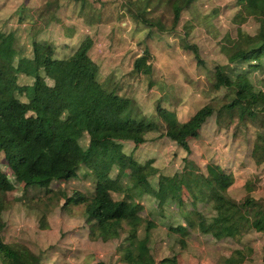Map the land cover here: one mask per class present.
I'll return each instance as SVG.
<instances>
[{
    "label": "rangeland",
    "instance_id": "374dc122",
    "mask_svg": "<svg viewBox=\"0 0 264 264\" xmlns=\"http://www.w3.org/2000/svg\"><path fill=\"white\" fill-rule=\"evenodd\" d=\"M88 1L100 13V20H89L90 25L83 24L85 19L77 15L79 4L60 0V8L56 11L59 23L57 20L50 22L36 33V37L47 39L46 46L57 47L58 54L64 51L59 38H64L62 31L70 25H79L76 28L78 33L95 37L90 56L98 63L105 89H115L118 94L131 98L129 115L136 120L156 124L161 132L166 121L159 114L158 105L172 113L168 120L176 121H186L203 105L213 108L212 116L203 124L198 136L188 140L189 152L156 130L146 132L147 140L141 145L130 141H110V145L133 159V164H126L124 169L114 165L108 179L113 183L120 181L124 189L127 186L125 193L147 208L139 210L142 217L156 223L151 229L149 243L156 264H181L183 262L176 261L179 255L184 260L194 258L195 264H225L233 250L243 255L240 264H264V232L249 231L235 238H217L216 233H204L197 227L184 233L174 232L169 230L170 225L175 227L185 223L175 203L164 208L162 202H158L159 206L151 198L159 175L172 176L178 171L185 173L191 181L205 182L207 165L220 163V167L233 177L227 191L232 201L239 203L250 196L253 210L264 209V163L257 164L251 157V140L255 137L252 133L264 135V114L252 111L251 121H240L239 113L244 103L235 99L232 88L216 90L211 84L215 67L220 66L230 78L239 71L246 72L254 89L264 91L262 54L256 52L235 65L227 60L224 51V47L234 39L239 45L252 48L249 37L264 32V0L259 1L261 13L257 18L248 16L241 22L235 18L238 0H197L193 8H184L181 0L180 18L174 27L173 0H150L146 17L159 19L164 29H150L148 33L144 25L138 23L127 0ZM44 2L0 0V31H13L24 24L23 45L27 55H31L35 44L33 39H28L33 33L32 24L28 17L22 16L37 14ZM73 42L67 44L66 51L70 46L73 48ZM193 45L198 49L201 62H197L193 55ZM145 47L154 59L152 85L147 77L131 68L132 61ZM100 58L104 60L101 63ZM20 80L24 78L20 77ZM232 102L233 106H230ZM78 124L83 129L84 119H79ZM80 142L82 146L87 144L85 138ZM2 159V169L12 179L9 167ZM186 167L191 169L186 170ZM78 178L57 184L58 193L45 212L43 202L36 201L35 191L18 185L0 203V219L4 223L0 227V239L27 246L39 256L38 264H97L99 261L124 264L118 260L117 247L123 244L125 234L107 242L90 239L93 222L87 220L82 204H77L71 193L80 188L81 193L91 195L94 180L85 168L78 171ZM203 190L197 201L190 191L184 193L185 206L179 209L182 212L189 210L190 220L191 210L198 211L194 222L206 221L210 216L211 204L205 196L208 192ZM113 196L121 198L115 193Z\"/></svg>",
    "mask_w": 264,
    "mask_h": 264
},
{
    "label": "trees",
    "instance_id": "16d2710c",
    "mask_svg": "<svg viewBox=\"0 0 264 264\" xmlns=\"http://www.w3.org/2000/svg\"><path fill=\"white\" fill-rule=\"evenodd\" d=\"M59 1L46 0L37 14L22 16L31 22L33 38L49 22L57 20ZM73 1L79 3L80 17L86 21L100 20V13L88 0ZM179 1L172 2V27L180 18L182 7ZM196 1L183 0L184 8H193ZM259 1L238 0L237 21L241 22L248 16L257 18L261 13ZM126 2L147 33L150 29H164L159 19L146 17L150 0ZM229 42L224 51L232 64L238 65L256 52L264 57V32L249 37L250 49L239 45L235 39ZM33 43L34 56L28 58L20 55L14 31L0 32V203L21 185L35 191L36 201L43 202L45 212L58 193L57 184L78 180V171L85 168L94 180L93 193L86 195L78 188L71 194L77 204H82L87 220L93 222L90 239L107 242L125 234L123 244L117 247L119 262L155 264L149 243L151 229L156 223L142 217L141 207L132 205L131 197L124 195L121 199H114L111 194V191L118 193L123 187L121 183L113 184L108 179L112 167L118 165L124 169L126 164H133V159L110 145V141L128 140L139 145L146 142V132L156 130L189 152L188 140L198 136L213 108L203 105L189 119L179 122L168 120L172 113L158 105V112L166 121L161 132L156 124L136 120L129 115L131 98L118 94L115 89L103 88L98 65L88 55L93 43L90 36L84 37L63 58L42 59L37 55L38 50L47 43L37 39ZM192 52L197 62H201L195 45ZM153 60L148 47H145L132 63V70L147 77L150 85ZM211 84L216 90L232 88L235 99L244 103L239 113L240 121H251L252 111L264 114V91L254 89L246 72L239 71L230 78L222 67L217 66ZM81 118L84 119V130L78 124ZM246 134L248 140V131ZM252 134L255 137L251 140V157L257 164L264 163V135ZM82 138L87 140L85 146L80 142ZM1 158L9 167L12 179L2 169ZM206 169L203 188H212L205 195L207 200H211V212L206 221H196L200 230L206 233L216 230L218 234L231 238L249 231L264 232V209L253 210L250 196L239 203L227 198V189L233 182L231 173L213 163ZM183 176L178 171L172 176L159 175L154 191H151L152 196L162 203L169 202L168 205L175 203L179 209L185 206ZM203 191H197V194ZM188 211H179V214L190 219ZM191 212L195 221L198 213L194 209ZM3 226L0 219V227ZM39 259L27 246L0 239L1 264H38ZM242 259L243 256L235 251L224 262L240 264ZM262 260L264 262V247ZM97 264L106 263L99 261Z\"/></svg>",
    "mask_w": 264,
    "mask_h": 264
},
{
    "label": "crops",
    "instance_id": "0c3cea01",
    "mask_svg": "<svg viewBox=\"0 0 264 264\" xmlns=\"http://www.w3.org/2000/svg\"><path fill=\"white\" fill-rule=\"evenodd\" d=\"M46 1V0H45ZM69 1H71V2H73L74 4L75 3H77V4H79L78 2H76V1H73V0H69ZM60 1H59V8H60ZM58 8V9H59ZM57 9V10H58ZM56 10V11H57ZM77 15H79V14H77ZM56 16H57V14H56ZM80 19H82V17L80 18ZM82 20H84V19H82ZM52 22V21H51ZM50 23V22H49ZM57 23H59V21H58V16H57ZM76 24V23H75ZM83 24H87V25H90L91 24V22H89V21H86V20H84L83 21ZM78 25V24H77ZM20 26H22L21 28L20 27H17V28H15V29H13V31H14V36H15V38H16V40L18 41V44H19V52H20V55H22V56H26V57H28V58H31V57H33L34 56V51L32 50V52H31V55H27V54H25L24 53V49H25V47H24V45H23V43H24V35L22 34V31L24 30V29H22V28H25L24 26V24L23 25H20ZM79 26V25H78ZM77 26V27H78ZM77 27H75V26H71L70 25V27H68L67 29H65L64 31H62V37H64L63 39H61V37L59 38L62 42H63V44H64V46H63V50L64 51H62V54H58V48L57 47H47L46 45L48 44V41H47V39H39V38H37L36 36H37V34L34 36V38L32 37V34H30L29 36H28V39L29 40H31V39H33V41L35 40V39H37V40H41V41H45V43H47L46 45H44L42 48H44V51H40L41 49H39L38 51H39V54H37L39 57H41L42 59H45V58H47V59H49V58H63L65 55H67V54H69L70 52H72L73 51V49L75 48V47H77L78 46V44L81 42V40L84 38V37H86V36H90L91 38H92V40H93V43H92V45H91V47H90V49H89V51H88V55L90 56V51H91V49H92V47H93V45L95 44V42H96V38L95 37H92L91 35H89V34H80V33H78V31L76 30V28ZM78 29V28H77ZM9 31H12V30H8V31H6V32H9ZM0 32H3V31H0ZM6 32H4V33H6ZM79 34H80V36H79ZM74 37H76L75 39H74ZM73 40H74V42H73ZM71 42H73L74 43V45H73V48L71 49V46H70V49L69 50H67L66 51V46H68L67 44L68 43H71ZM50 48V50H48ZM43 54H45V55H43ZM90 58L96 63V60H94L91 56H90ZM101 59V58H100ZM102 61H104L103 59H101V61H99V63H101ZM132 63H133V61H132ZM97 65H98V63H96ZM98 68H99V66H98ZM131 68H132V64H131ZM99 72H100V70H99ZM100 79H101V77H100ZM101 81V83H102V86H103V81L102 80H100ZM103 88H105L104 86H103ZM111 90H113V89H111ZM212 116V115H211ZM210 116V117H211ZM208 120V119H207ZM206 120V121H207ZM179 122H184V121H179ZM202 126H203V124H202ZM202 126H201V128H202ZM200 128V129H201ZM146 137V136H145ZM166 137V136H165ZM168 138V137H167ZM146 140H147V138H146ZM171 140V139H170ZM113 141H116V140H113ZM125 141H128V140H125ZM172 141V140H171ZM120 142H122V141H120ZM130 142H133V141H130ZM174 142V141H173ZM135 143V142H134ZM178 147H180L181 148V146H179L176 142H174ZM136 144V143H135ZM137 145V144H136ZM139 145H141V144H139ZM190 149V151H191V148H189ZM218 164V163H217ZM219 165H220V163H219ZM122 168V167H121ZM123 169V168H122ZM188 169H191V168H187L186 167V170H188ZM124 174V173H123ZM118 182H120V181H118ZM118 182H112L113 184H116V183H118ZM121 183V182H120ZM233 183V182H232ZM121 185H122V183H121ZM204 184H203V182L200 180V181H191L190 179H188L187 178V176L185 175V173H184V176H183V183H182V197H183V195H184V193L185 194H188V192L190 191V193L192 194V195H194L195 197H196V201L198 200V198H201V194H197V191L199 192L200 190H202V189H204L203 186ZM134 186V185H133ZM229 187H231V185L229 186ZM228 187V189H230ZM125 189L127 190V186H125ZM125 189L122 187V190L121 191H119L118 193H116L115 191H111V194H112V196H113V193H115V194H117V195H120L121 196V198H123L124 197V195L125 196H128L126 193H125ZM228 189H227V191H228ZM194 190H196V193L194 194V193H192ZM206 191H207V189H205ZM208 192V191H207ZM129 194V193H128ZM113 198H114V196H113ZM120 198V199H121ZM152 199H153V202H156V204L157 205H159V201L156 199V198H154L153 196L151 197ZM227 198H229L230 200H232V198H230L229 196H228V194H227ZM74 199V198H73ZM115 199V198H114ZM183 201H185L184 200V198H183ZM209 201V200H208ZM211 201V200H210ZM132 205H137V206H140L141 207V209H144V210H146L147 208L146 207H143L144 205H142V204H140V203H138L135 199H134V197L132 198ZM159 202V203H158ZM168 203L169 202H167V203H162V206L165 208V207H169L170 205H168ZM193 204V203H192ZM210 204H211V202H210ZM160 206V205H159ZM170 207H172V206H170ZM192 207H194V204H193V206ZM161 211L163 210V209H160ZM176 210H178V211H180L179 210V207L178 206H176ZM163 212V211H162ZM161 213V212H160ZM196 213H198L199 214V212L198 211H196ZM179 214V213H178ZM162 214H160V216H161ZM180 215V214H179ZM203 215V214H202ZM210 215V214H209ZM198 215H196V217H197ZM181 219H184V222L185 223H181V224H179V225H177V226H175V227H173L174 225H170L169 226V230H172V231H174V232H181V233H184V232H187L188 230H189V228H192V227H194V228H200L201 229V227H198V225H197V222H194L193 220H188V219H186V218H184V216H183V218H181ZM192 221L194 222V224H192ZM181 222H182V220H181ZM189 226V227H188ZM183 227H185V228H183ZM188 227V228H187ZM212 232H214V233H216V236H217V238H231V237H224V236H222V235H220V234H218V232L216 231V230H213ZM204 233H206V232H204ZM211 233V232H210ZM188 237V236H187ZM124 238V237H123ZM181 239H183V238H181ZM181 239H180V242H182L181 241ZM102 242V241H101ZM181 251H183V249H181ZM235 251H237V250H233V251H231V252H235ZM238 253H239V251H237ZM182 255V254H181ZM242 255V254H241ZM243 256V255H242ZM183 257V256H182ZM180 255H179V258L176 260V261H181V262H185V263H190V264H195V261H194V258H188V259H186V260H184L183 258H182ZM161 260V259H160ZM159 260V261H160ZM263 261V260H262ZM157 262H156V260H155V264H156ZM183 263H181V264H183Z\"/></svg>",
    "mask_w": 264,
    "mask_h": 264
}]
</instances>
